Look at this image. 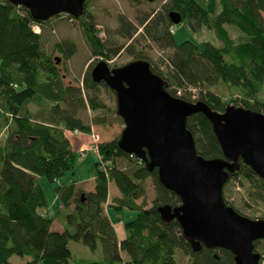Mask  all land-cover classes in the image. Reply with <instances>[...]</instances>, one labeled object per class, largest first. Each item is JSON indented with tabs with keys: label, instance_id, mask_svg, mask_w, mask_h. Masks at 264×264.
<instances>
[{
	"label": "trees",
	"instance_id": "16d2710c",
	"mask_svg": "<svg viewBox=\"0 0 264 264\" xmlns=\"http://www.w3.org/2000/svg\"><path fill=\"white\" fill-rule=\"evenodd\" d=\"M165 9L178 11L191 32L207 27L221 42L216 45L185 40L176 44L174 31L170 32L174 24L169 14L164 18L159 14L147 17L141 23L143 35L161 49L171 50L166 71L148 60L152 70L165 80L169 92L178 96L180 88H197L200 96L196 101L203 100L223 112L228 102L211 90L222 81L231 88L242 89L244 97L241 104L239 99H233L235 106L264 112V102L259 99L264 86V0H168ZM44 22L34 20L23 6L7 0L0 2V116L5 122L0 125V133L5 136L0 141V264H12L13 255L29 257L23 264H70L69 240L82 241L91 250L102 248L101 260L78 264H178L175 248L194 256H208L204 262L193 264H236L233 253L225 249L204 248L194 253L177 220L161 221L157 207L178 205L180 198L161 184L156 170L148 171L143 161L124 152L118 146L119 137L99 144V154L111 162V169L107 177L100 170V161L96 163L93 191L76 190L72 182L56 188L67 224L63 231L52 230L53 219L45 212L47 201L37 177L55 182L73 168L76 152L65 131H92V125L77 111L88 106L98 110L101 105L91 94L99 86H108L92 80L90 71L95 64L89 66L77 86L66 85L56 60L44 53L41 35L33 29L34 24ZM126 23L120 19L125 30L122 35L131 39L135 31H129ZM226 25L239 30L243 39L235 41ZM82 26L93 55L108 57L96 26L90 22H83ZM56 47L64 59L75 52V45L68 41ZM138 58L147 59L144 55ZM180 97L192 101L185 95ZM32 103L38 106L36 111L30 109ZM187 127L200 155L223 156L212 125L203 113L189 117ZM119 158L133 164L120 167ZM242 173L251 185L250 199L264 205V180L243 163L230 179ZM149 178L153 179L156 196L153 206L144 208L137 201L145 194L144 183ZM110 182L119 191L111 208L137 211L136 218L124 223L125 234L121 238L104 213ZM72 203L76 205L74 209H70ZM122 251L128 255L126 261L121 257Z\"/></svg>",
	"mask_w": 264,
	"mask_h": 264
},
{
	"label": "water",
	"instance_id": "95a60500",
	"mask_svg": "<svg viewBox=\"0 0 264 264\" xmlns=\"http://www.w3.org/2000/svg\"><path fill=\"white\" fill-rule=\"evenodd\" d=\"M7 1L27 8L34 20L47 21L63 13L79 19L87 0ZM169 18L174 25L182 22L176 10ZM90 75L116 94V112L125 124L118 146L141 159L148 171L156 170L161 184L180 198L178 205L157 207L161 221L177 220L194 253L225 249L236 264H260L255 242L264 240V218L240 214L226 202L223 189L242 163L264 180V113L231 104L220 112L203 100L172 95L146 59L115 68L101 59ZM197 113L210 121L223 156L205 158L198 153L187 127L188 118Z\"/></svg>",
	"mask_w": 264,
	"mask_h": 264
},
{
	"label": "rangeland",
	"instance_id": "374dc122",
	"mask_svg": "<svg viewBox=\"0 0 264 264\" xmlns=\"http://www.w3.org/2000/svg\"><path fill=\"white\" fill-rule=\"evenodd\" d=\"M2 0H0L1 2ZM168 0H87L84 14L75 19L68 14H60L54 16L44 23L33 26H39V34L41 35V45L44 53L51 56L55 61L56 57L61 60L56 63L57 70L62 76L66 85L77 86L82 82L83 77L90 65L96 64L99 60H105L110 68L123 66L138 58L140 55L147 57V61H151L159 69L166 71L168 69V55L171 50H163L159 45L151 41L148 37L143 35V27L141 23L147 17L151 18L159 14L160 17H165L169 14V10L165 9ZM123 19L128 26L127 29L135 31L133 38L127 39L122 32L120 19ZM83 22L93 23L99 30V37L106 46L108 57L94 56L92 48L86 40L83 29ZM231 37L239 42L243 39L242 33L234 26L226 25ZM36 29V28H35ZM126 29V30H127ZM171 33H173L170 30ZM174 40L176 44H180L185 40H192L194 42L202 43L210 41L216 45H221L215 32L207 27H203L200 31L191 32L184 22L174 25ZM71 42L75 45L74 54L64 59L63 54L57 50L56 44L63 42ZM56 62V61H55ZM175 88V86H173ZM211 90L222 97L228 104L235 105L233 99L241 100L244 95L242 89L231 88L228 84L219 81L216 85L211 87ZM87 98V92L83 91ZM178 97L185 95L191 102H195L200 96L197 88H180L177 90ZM100 103L101 107L98 110H91L89 106L87 109H78V116L83 118L86 123L92 125V129L100 135L101 142L111 141L120 137L125 124L121 117L117 115L116 94L109 87L99 86V88L91 94ZM259 99L264 102V86L262 92L259 94ZM242 106V105H240ZM32 111H36L38 106L35 103L29 105ZM0 111L2 109L0 108ZM263 112V111H261ZM264 113V112H263ZM99 121V123H96ZM0 125H5L4 119L0 116ZM68 131V130H67ZM65 131L66 133H68ZM82 136V135H80ZM5 136L0 133V141L3 142ZM73 149L76 152L73 168L66 171V173L59 178L58 181L50 182L47 178L39 176L38 183L41 185L46 201V214L53 219L52 230L63 231L67 224L65 213L62 212L61 202L57 196L56 188L58 186L66 185L70 182L74 183L76 190L89 192L95 186V170L96 163L99 161V155L90 146L85 152L79 150L78 136H69ZM90 143V142H89ZM118 166L130 167L133 162L128 159L119 158L117 160ZM145 194L138 199V203L144 208L153 206V201L156 196L154 182L149 178L144 183ZM251 188L250 182L242 174L229 179L224 186L223 195L225 200L234 207L240 214L251 219H260L264 217V205L258 201H254L249 197V190ZM119 193L116 185L113 182L109 183V198L107 204L104 206V213L110 217L112 223L120 229L123 234L125 230L124 223L136 218L137 211L135 210H114L111 208L113 197ZM75 203H72L70 209L75 208ZM63 223V224H62ZM255 251L262 255L260 264H264V240L255 242ZM68 247L71 250L72 258L70 264H78L80 262H91L101 260L103 256L102 248L91 250L89 246L82 241L69 240ZM215 253H220L216 250ZM174 256L178 264H193L195 261L204 262L208 257L206 254L198 256L191 255L183 250L176 249ZM123 261L128 259L126 252H121ZM29 257H19L13 255L10 258L12 264H23ZM121 264V263H118Z\"/></svg>",
	"mask_w": 264,
	"mask_h": 264
},
{
	"label": "built area",
	"instance_id": "2783aa9c",
	"mask_svg": "<svg viewBox=\"0 0 264 264\" xmlns=\"http://www.w3.org/2000/svg\"><path fill=\"white\" fill-rule=\"evenodd\" d=\"M36 28V29H35ZM34 31L39 33L40 29L39 26L33 27ZM171 31H174V28L171 29ZM67 131V130H66ZM76 136L79 135H88L90 138V149H94L98 155H99V161H100V170L105 173V175L108 177L109 175V171L111 169V162L108 161H104L102 156H100L99 154V144L101 143V137L99 134H97L94 129H92V131L90 133H83L81 131H79L78 129L73 130V131H68ZM86 150V149H85ZM131 157H136L134 154H130ZM137 158V157H136ZM140 162H142L141 159L137 158Z\"/></svg>",
	"mask_w": 264,
	"mask_h": 264
},
{
	"label": "crops",
	"instance_id": "0c3cea01",
	"mask_svg": "<svg viewBox=\"0 0 264 264\" xmlns=\"http://www.w3.org/2000/svg\"><path fill=\"white\" fill-rule=\"evenodd\" d=\"M68 132V131H67ZM70 135H72V136H76V135H74V134H72V133H70V132H68V133H66V137L70 140V138H69V136ZM78 140H79V143H78V145H79V150L81 149L82 150V152H85L87 149H88V147H89V142H90V138H89V136L88 135H82V136H78ZM70 142H71V140H70ZM71 145H72V147H73V144H72V142H71ZM86 149V150H85ZM95 187V186H94ZM94 190V188L93 189H90V191H93ZM118 195H119V193H118ZM61 208H62V205H61ZM112 222V221H111ZM63 224V223H62ZM113 224V226H114V228H115V230H116V232H117V234L119 235V237L121 238V237H123L124 236V234H125V230L123 229V231H124V233L123 234H121L120 233V229L119 228H117L115 225H114V223H112Z\"/></svg>",
	"mask_w": 264,
	"mask_h": 264
},
{
	"label": "flooded vegetation",
	"instance_id": "af4514ba",
	"mask_svg": "<svg viewBox=\"0 0 264 264\" xmlns=\"http://www.w3.org/2000/svg\"><path fill=\"white\" fill-rule=\"evenodd\" d=\"M212 250H215V249H212Z\"/></svg>",
	"mask_w": 264,
	"mask_h": 264
}]
</instances>
